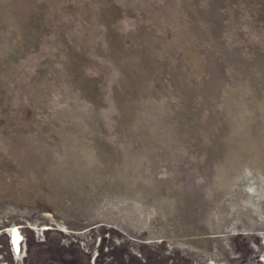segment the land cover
<instances>
[{"label":"rangeland","instance_id":"rangeland-1","mask_svg":"<svg viewBox=\"0 0 264 264\" xmlns=\"http://www.w3.org/2000/svg\"><path fill=\"white\" fill-rule=\"evenodd\" d=\"M262 249L264 0H0V264Z\"/></svg>","mask_w":264,"mask_h":264},{"label":"bare ground","instance_id":"bare-ground-1","mask_svg":"<svg viewBox=\"0 0 264 264\" xmlns=\"http://www.w3.org/2000/svg\"><path fill=\"white\" fill-rule=\"evenodd\" d=\"M247 193H249V196H254V193H255V191H254V189L252 188V189H250L249 187L247 188ZM15 242V241H14ZM16 243V242H15ZM262 248V247H261ZM263 251H261V253H263L264 252V249H262ZM258 255V254H257ZM260 255V254H259ZM258 255V256H259ZM259 260H260V262L262 263V264H264V256L263 257H261V258H258Z\"/></svg>","mask_w":264,"mask_h":264},{"label":"flooded vegetation","instance_id":"flooded-vegetation-1","mask_svg":"<svg viewBox=\"0 0 264 264\" xmlns=\"http://www.w3.org/2000/svg\"><path fill=\"white\" fill-rule=\"evenodd\" d=\"M261 263V262H260Z\"/></svg>","mask_w":264,"mask_h":264}]
</instances>
